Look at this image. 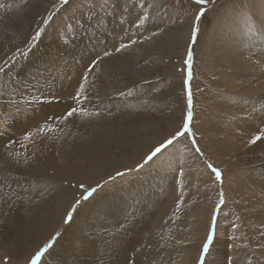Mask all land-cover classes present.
Listing matches in <instances>:
<instances>
[{"label":"rangeland","instance_id":"374dc122","mask_svg":"<svg viewBox=\"0 0 264 264\" xmlns=\"http://www.w3.org/2000/svg\"><path fill=\"white\" fill-rule=\"evenodd\" d=\"M3 1V6L15 2L14 7L20 9L17 14L19 25H25L24 10L31 14L41 3L40 0ZM51 1L46 11L29 19V22H33L34 31L27 43L3 63L0 90L8 89L12 84L3 72L7 71L6 67L19 57H25L24 54L37 48L38 44L47 48L48 58L56 64H67L68 56L61 54L66 52L70 39L81 32L90 31L99 20L101 23L111 20L118 29L112 46L105 52L109 56L121 55L124 59L129 51L140 48L146 41L150 52L157 51V56H154V52L148 57L151 62L147 66L149 79L137 87L138 99L120 107L118 113L124 116L115 121L118 126L109 133L108 147L92 149L96 161L111 158L109 162L115 163L108 174L110 176L95 180L92 187L80 181L58 179L57 182L68 184L71 191L74 190V204L56 234L47 241L40 240L42 243L35 248L34 252H37L52 241L39 262L53 248L59 233L71 221L75 211L89 202L100 186L110 192L125 187L133 170L143 171L144 176L148 165L162 159L166 161L162 164V174L165 176L161 177V182L164 184L167 180L169 193L165 194L167 198L164 197L165 207L155 216L156 224L159 219L166 220L164 214L168 210L176 209L180 213L182 208L184 210L195 201L196 207L193 209L202 208L199 210L201 223L193 233L194 240L185 243L192 244L191 250L195 248L194 252L191 251L193 255L198 250L195 264L205 262L218 234L223 239L219 244L224 251L221 264H264V137L252 143L255 136L264 132V87L258 89V77L264 74V0H208L204 4L197 3V0ZM3 6H0L2 14L6 7ZM198 15L200 19H197ZM149 27L153 29L146 32ZM240 29L244 30L241 32ZM37 31L40 36L33 39ZM149 32L154 39L151 40ZM58 36L62 38L61 41L53 43ZM121 44L128 46L120 49ZM189 55L191 64L188 63ZM189 92L191 105L188 103ZM218 108L216 118L207 117L208 113L212 110L216 112ZM189 110L193 113L191 121L187 117ZM217 119L220 134L215 132L213 126L218 123ZM155 123L160 126L152 130L151 126ZM185 123L189 125V130L149 161L147 157L151 151L177 131H183ZM136 130L145 131L147 140L134 135L133 131ZM205 131L214 134L213 139L219 136L231 146L234 150L232 155H225L215 144L210 146L209 141L203 146L199 134ZM168 132L170 134L165 136ZM19 138L31 145L27 138L15 136V140ZM222 144L226 145L224 142ZM132 145L139 152L136 157H141L134 168L130 167L136 158V151H131ZM89 149V146L83 145L77 148L74 157L77 166H83L85 161H94ZM191 151L201 156L202 161L198 164L194 162ZM123 152L128 155L124 156ZM208 165L219 168L221 177L217 178ZM117 172L122 175L118 176ZM81 184L85 187H80ZM46 185V188L39 187L38 190L46 195L50 193L48 187L54 190L51 198L45 197L44 200L48 206L46 211L52 216L59 201L58 185L55 181ZM92 189L95 191L88 195ZM229 194L233 197L230 198ZM207 239L211 240L209 248L204 247ZM200 240L199 246L194 245ZM11 253L1 251L0 264H30L27 254L26 258L15 260ZM130 255L133 258V254Z\"/></svg>","mask_w":264,"mask_h":264},{"label":"bare ground","instance_id":"6f19581e","mask_svg":"<svg viewBox=\"0 0 264 264\" xmlns=\"http://www.w3.org/2000/svg\"><path fill=\"white\" fill-rule=\"evenodd\" d=\"M4 2L0 0L1 7ZM40 2L32 10L33 15L24 10L25 25L18 24L20 9L14 7L15 2L4 5V14L0 11V69L5 60L24 46L33 34L34 25L29 19L46 11L52 1ZM113 23L111 20L105 23L99 20L90 31L72 37L66 52L61 54L68 56L67 64H56L48 58L47 48L37 43V48L27 51L25 57H19L6 67L7 71H3L12 84L8 89L0 90V253L13 252L15 260L27 255L29 260L38 244L56 234L72 208L74 187L71 191L67 183H59L58 179L80 181L92 187L95 180L108 178L113 170L115 163H110L112 159L99 158L96 161L92 149L108 147L109 133L118 126L115 121L124 116L118 113L120 107L138 99L137 87L149 79L147 66L151 62L148 57L154 52L157 56V51L150 52L147 41L140 48L129 51L124 59L121 55H105L118 30ZM151 29L153 27L145 31ZM243 30L240 29L241 32ZM149 35L151 40L154 39L152 33ZM61 39L59 37L53 43ZM260 77L264 74L258 77V89L264 87V79ZM81 86L84 91L74 102L73 97ZM73 107L77 109L73 116L61 118ZM219 110H212L207 117L216 118ZM217 121L213 126L219 133V119ZM158 126L160 124L155 123L151 129ZM133 132L141 140H147L145 131ZM168 134L170 132L165 136ZM14 135L27 138L31 145L20 138L15 140ZM213 136L206 131L199 134L203 146L209 141L210 146L215 144L225 155H232L233 148L218 134L214 139ZM82 145L90 147L89 155L94 156V161H85L83 166H77L74 163L75 151ZM134 147L132 145L131 151H136ZM138 154L136 151L134 157ZM191 154L197 164L202 161L195 151ZM140 158L136 157L130 167L134 168ZM165 161L157 159L152 162L146 167L144 176L143 171L133 170L125 187L110 192L100 186L95 196L75 211L53 248L39 264H195L198 250L193 255L191 251L194 252L195 248L191 250L192 244L188 246L185 243L194 240L193 233L201 223L199 210L202 208L197 206L198 210L193 209L196 207L193 200L180 213L170 209L164 214L166 220L159 219L158 225L155 222V216L165 207V194L169 193L167 180L164 184L161 182V177L165 176L162 174ZM51 181L58 185L59 199V206L52 216L47 213L48 206L44 200L45 197L51 198L54 190L48 187L49 195L38 190L39 187L46 188ZM229 197L233 195L229 194ZM218 235L211 248L208 247L210 250L203 264L222 263L224 251L219 244L223 239ZM195 244L200 245L201 240Z\"/></svg>","mask_w":264,"mask_h":264},{"label":"snow or ice","instance_id":"6c2138e0","mask_svg":"<svg viewBox=\"0 0 264 264\" xmlns=\"http://www.w3.org/2000/svg\"><path fill=\"white\" fill-rule=\"evenodd\" d=\"M64 2L67 3V0H64ZM207 2H208V0H197V3H199V4H204V3H207ZM197 19H200V15L197 16ZM198 31H199V29H198V26H197L196 32H198ZM39 36H40V32L37 31L35 36L33 37V39H37ZM193 39H195V34H194ZM127 46L128 45L121 44L120 45V49H123V48H125ZM120 49H117V50L119 51ZM105 55H109V53H105ZM191 62H192L191 56L189 55L188 63L191 64ZM2 70L3 69H0V71H2ZM189 76H191V73H189ZM84 79L86 80L87 77H84ZM83 91H84L83 86H81V88H80L79 92L77 93V95L73 97L74 102H76L78 100L79 95L81 93H83ZM188 103H189V105H191V103H192L191 92H189V94H188ZM81 111L83 112V109H81ZM76 112H77V109L73 107L67 112L65 117H61V118L67 119L68 117L73 116ZM192 116H193V113L191 112V110H189L188 113H187V117H188L189 121H191ZM50 119H52V118H50ZM45 127H47V125H45ZM188 130H189V125L187 123H185L183 125V131H177L170 138L166 139L164 143L156 146L154 148V150L151 151L150 155H148L147 159L149 161L152 160L154 157L157 156L158 153H160L162 151V149L166 148L168 145H172L179 137L183 136ZM28 135L31 136L32 134L29 133ZM262 137H264V132H261L259 135L255 136L253 138V140H252V143H255L256 141L260 140ZM193 143H195V141H193ZM196 151L199 152L200 149L197 148ZM208 167L212 168V170L216 174L217 178L221 177V172H220L219 168H215L212 165H208ZM117 175L118 176L122 175V173L117 172ZM80 187L83 188L85 186L83 184H81ZM94 191H95V189H92L90 192H88V195H91L92 192H94ZM77 203H79V202H77ZM51 244H52V241H49V243L45 244L43 248H41L39 251L35 252V254L30 259V264H39V261H40L41 257L44 255L45 251L51 246Z\"/></svg>","mask_w":264,"mask_h":264}]
</instances>
